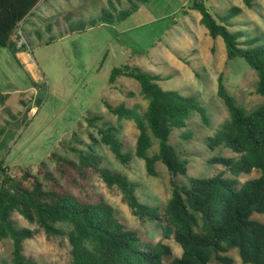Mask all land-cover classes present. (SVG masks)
I'll list each match as a JSON object with an SVG mask.
<instances>
[{
	"label": "rangeland",
	"instance_id": "rangeland-1",
	"mask_svg": "<svg viewBox=\"0 0 264 264\" xmlns=\"http://www.w3.org/2000/svg\"><path fill=\"white\" fill-rule=\"evenodd\" d=\"M203 1L214 14L240 8L232 31L264 37V0H253L251 9L243 0ZM111 3L115 12L109 11ZM136 4V0H41L17 32L16 49L24 54L21 63L26 69L9 50L0 49V130H4L0 138V165L11 171L27 168L36 175L42 162L54 171L55 163L49 160L52 153L75 160L71 148L89 151L103 159L104 167L121 172L136 183L142 203L164 208L173 197L172 177L167 168L159 163V177H149L145 162L135 156L139 136L135 123L118 120L105 106V102L114 107L126 103L130 108L139 107L141 113L147 109L138 82L124 77L118 80L115 90L109 86L112 70L129 65L163 76L166 80L160 85L164 90L196 97L206 107L210 126L193 113L188 127L174 130L170 139V144L189 162L188 178H213L220 174L234 178L224 166L210 163L216 157L239 158L228 149L212 151L208 146V138L214 137L229 119L227 107L218 96L219 82L222 78L238 105L252 112L264 106V97L256 93L257 73L242 59L228 61L223 40L212 39L201 24V15L191 10L193 0H150L119 23V14L133 12ZM103 10L112 12L114 25L100 21ZM93 21L97 22L96 27L90 25ZM78 25L87 26L86 31L70 35L69 29ZM22 39L26 45L18 49ZM94 115L103 117L98 128L107 124L117 129L124 151L133 156L128 165L116 160L98 130L88 126V119ZM185 135L191 136L185 139ZM158 149V141L154 140L150 155ZM55 176L60 179L58 174ZM260 176L254 171L238 181L244 184ZM89 177L95 193L105 198L131 230L169 245L172 259L182 256V248L174 239L163 240L155 223L132 214L119 190L108 189L91 173ZM188 178L178 177L176 182L188 186ZM13 218L20 228H36L19 213ZM253 219L264 223V215L255 214ZM24 247L25 253L36 257L40 264L72 261L66 237L48 238L41 231ZM13 252V241L0 239V264H13ZM227 256L234 264H244L237 250Z\"/></svg>",
	"mask_w": 264,
	"mask_h": 264
},
{
	"label": "trees",
	"instance_id": "trees-1",
	"mask_svg": "<svg viewBox=\"0 0 264 264\" xmlns=\"http://www.w3.org/2000/svg\"><path fill=\"white\" fill-rule=\"evenodd\" d=\"M136 1L133 12L119 14V23L150 0ZM243 2L250 9L254 7L253 0ZM40 3L41 0H0V49H8L23 69L17 57L22 52L16 49L17 32ZM191 10L201 15V24L212 39L223 40L228 61L242 59L257 73L256 93L264 97V37L232 31L233 21L241 9L214 14L203 0H193ZM109 11H116L113 3ZM100 21L104 25L115 24L114 15L106 10ZM96 23L93 21L90 25L96 27ZM47 29L52 32L51 27ZM86 29L85 25L72 26L68 33L81 34ZM124 77L139 83L147 109L141 113L139 107L130 108L126 103L114 107L105 102V106L118 120L135 123L139 132L135 156L145 162L149 177H159V163L167 168L172 177V199L164 208L142 203L137 195L138 185L127 175L104 167L101 157L77 148L70 150L75 160L50 154L54 171H49L42 162L36 175L27 168L11 171L1 164L0 239L13 241V264H40L36 257L25 253L24 245L41 231L48 238L68 239L71 264H213L214 261L234 264L227 256L233 250L239 252L244 264H264V223L253 219L255 214L264 215V106L246 111L229 94L221 78L218 96L227 107L229 119L214 137L208 138V146L212 151L228 149L239 158L216 157L210 163L224 166L234 178H225L223 174L213 178H188L189 162L170 144V139L174 130L188 127L193 113L199 114L203 123L210 126L206 107L196 97L164 90L160 85L166 80L163 76L129 65L112 70L110 88L115 90L118 80ZM102 121V116L94 115L87 123L98 130L116 160L128 165L133 156L124 151L125 145L116 128L107 124L98 128ZM3 134L4 130H0V138ZM75 137L73 134L72 139ZM154 140L158 141L159 149L151 156ZM254 171L261 176L244 184L238 181L242 175ZM90 173L108 189L119 190L123 203L135 217L155 223L163 240L174 239L182 248V256L172 259L173 250L169 245L163 241L156 243L131 230L105 198L95 193ZM178 177L188 178L189 185L178 184ZM15 213L36 228H20L13 218Z\"/></svg>",
	"mask_w": 264,
	"mask_h": 264
},
{
	"label": "built area",
	"instance_id": "built-area-1",
	"mask_svg": "<svg viewBox=\"0 0 264 264\" xmlns=\"http://www.w3.org/2000/svg\"><path fill=\"white\" fill-rule=\"evenodd\" d=\"M19 29L20 30L22 29V25L19 27ZM19 35H20L21 38H23L21 32L19 33ZM24 45H26V42L24 41V39H22L20 42H18L17 48L21 49V48H23Z\"/></svg>",
	"mask_w": 264,
	"mask_h": 264
},
{
	"label": "crops",
	"instance_id": "crops-1",
	"mask_svg": "<svg viewBox=\"0 0 264 264\" xmlns=\"http://www.w3.org/2000/svg\"><path fill=\"white\" fill-rule=\"evenodd\" d=\"M7 50H8V49H7ZM23 55H24V54H23L22 52H21V53H18V55H17V57H18L20 63H21V58H22ZM21 64H22V63H21ZM24 69H26L25 66H24Z\"/></svg>",
	"mask_w": 264,
	"mask_h": 264
}]
</instances>
